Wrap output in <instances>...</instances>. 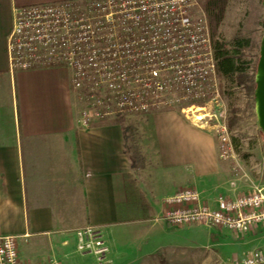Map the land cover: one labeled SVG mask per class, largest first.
Listing matches in <instances>:
<instances>
[{
    "label": "crops",
    "instance_id": "crops-1",
    "mask_svg": "<svg viewBox=\"0 0 264 264\" xmlns=\"http://www.w3.org/2000/svg\"><path fill=\"white\" fill-rule=\"evenodd\" d=\"M62 1L0 0V236L17 237L20 264H231V252L236 264L264 252V223L238 235L158 219L183 188L212 207L237 197L212 128L169 107L81 127L68 69L10 70L13 8ZM88 226L110 247L103 262L77 248Z\"/></svg>",
    "mask_w": 264,
    "mask_h": 264
},
{
    "label": "built area",
    "instance_id": "built-area-1",
    "mask_svg": "<svg viewBox=\"0 0 264 264\" xmlns=\"http://www.w3.org/2000/svg\"><path fill=\"white\" fill-rule=\"evenodd\" d=\"M197 8V0H66L14 7L9 67L68 69L81 127L183 100L192 102L188 109L196 102L218 103L213 40ZM218 126L226 159L233 152L229 129L225 122ZM158 219L174 227L205 225L245 235L264 223V186L235 198L220 195L214 207L203 203L196 188H183L164 199ZM76 234L80 252L106 259L110 247L100 229L88 226ZM0 264H20L16 236H0ZM236 264H264V252L254 250Z\"/></svg>",
    "mask_w": 264,
    "mask_h": 264
},
{
    "label": "rangeland",
    "instance_id": "rangeland-1",
    "mask_svg": "<svg viewBox=\"0 0 264 264\" xmlns=\"http://www.w3.org/2000/svg\"><path fill=\"white\" fill-rule=\"evenodd\" d=\"M196 12L205 14L208 22L207 14L199 2ZM219 32L220 38L226 42H231L235 37L250 38L254 48L249 52L247 59L253 69L259 61L260 45L264 37V7L262 0H229ZM215 83L220 95L218 103L214 101L209 103L196 102V108L188 109L192 102L183 100L172 106H162V108H175L178 111L185 108V116L205 127L212 128L219 146L218 125L222 122L228 125L229 118L237 112L236 116L232 118L235 127L232 132L229 131L233 152L223 160L229 172L227 184L232 187H230L232 189L230 196H240L250 192L255 187L264 185V132L258 124L255 112V96L246 88L228 86L218 77V74ZM129 115L136 114L117 116ZM198 116H201V121H197ZM146 193V191L141 190L140 197H145ZM253 248L254 246L249 245L244 249L245 251L243 248L238 250L243 253L239 254V257ZM228 257L229 263L235 264L232 252Z\"/></svg>",
    "mask_w": 264,
    "mask_h": 264
},
{
    "label": "trees",
    "instance_id": "trees-1",
    "mask_svg": "<svg viewBox=\"0 0 264 264\" xmlns=\"http://www.w3.org/2000/svg\"><path fill=\"white\" fill-rule=\"evenodd\" d=\"M198 2L207 14L217 60L218 77L230 87L246 88L255 95L258 63L252 69L247 59L249 52L254 48L250 38L235 37L231 42L220 38L219 28L224 21L229 0H198ZM236 113L229 118L228 129L231 132L235 127L232 118Z\"/></svg>",
    "mask_w": 264,
    "mask_h": 264
},
{
    "label": "water",
    "instance_id": "water-1",
    "mask_svg": "<svg viewBox=\"0 0 264 264\" xmlns=\"http://www.w3.org/2000/svg\"><path fill=\"white\" fill-rule=\"evenodd\" d=\"M264 7V0H262ZM255 112L260 129L264 132V37L260 45V57L256 73Z\"/></svg>",
    "mask_w": 264,
    "mask_h": 264
}]
</instances>
